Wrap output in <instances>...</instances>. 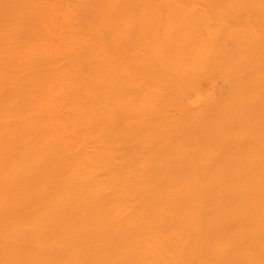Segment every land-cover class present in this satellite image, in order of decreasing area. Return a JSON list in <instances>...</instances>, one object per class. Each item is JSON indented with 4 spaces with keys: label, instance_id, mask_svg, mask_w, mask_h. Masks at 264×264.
<instances>
[{
    "label": "bare ground",
    "instance_id": "1",
    "mask_svg": "<svg viewBox=\"0 0 264 264\" xmlns=\"http://www.w3.org/2000/svg\"><path fill=\"white\" fill-rule=\"evenodd\" d=\"M0 264H264V0H0Z\"/></svg>",
    "mask_w": 264,
    "mask_h": 264
}]
</instances>
